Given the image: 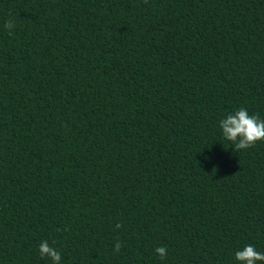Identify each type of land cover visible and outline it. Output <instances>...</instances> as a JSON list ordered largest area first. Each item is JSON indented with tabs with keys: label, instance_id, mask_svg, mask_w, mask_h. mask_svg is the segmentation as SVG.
<instances>
[{
	"label": "trees",
	"instance_id": "1",
	"mask_svg": "<svg viewBox=\"0 0 264 264\" xmlns=\"http://www.w3.org/2000/svg\"><path fill=\"white\" fill-rule=\"evenodd\" d=\"M240 108L264 119V0H0V264L264 253V141L219 127Z\"/></svg>",
	"mask_w": 264,
	"mask_h": 264
},
{
	"label": "clouds",
	"instance_id": "2",
	"mask_svg": "<svg viewBox=\"0 0 264 264\" xmlns=\"http://www.w3.org/2000/svg\"><path fill=\"white\" fill-rule=\"evenodd\" d=\"M15 27L12 20L5 24V28L11 32ZM224 140L231 142L235 146V151L247 150L254 147L257 142L264 141V119L256 115H250L244 108H240L234 113H229L226 118L219 121ZM120 227V225H117ZM121 244L115 245V251L119 252ZM39 254L41 258H48L52 264H61L60 252L49 245L47 241L39 244ZM156 253L163 260L167 256L166 247H157ZM235 260L239 264H257L258 261L264 262V253L256 250L254 245H245L235 253Z\"/></svg>",
	"mask_w": 264,
	"mask_h": 264
}]
</instances>
